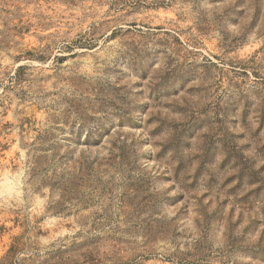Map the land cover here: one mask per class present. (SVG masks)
<instances>
[{
  "label": "rangeland",
  "instance_id": "374dc122",
  "mask_svg": "<svg viewBox=\"0 0 264 264\" xmlns=\"http://www.w3.org/2000/svg\"><path fill=\"white\" fill-rule=\"evenodd\" d=\"M0 264H264V0H0Z\"/></svg>",
  "mask_w": 264,
  "mask_h": 264
}]
</instances>
